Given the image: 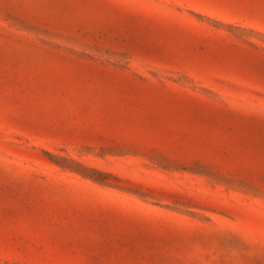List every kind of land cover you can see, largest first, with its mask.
Here are the masks:
<instances>
[{
    "label": "rangeland",
    "instance_id": "rangeland-1",
    "mask_svg": "<svg viewBox=\"0 0 264 264\" xmlns=\"http://www.w3.org/2000/svg\"><path fill=\"white\" fill-rule=\"evenodd\" d=\"M0 264H264V0H0Z\"/></svg>",
    "mask_w": 264,
    "mask_h": 264
}]
</instances>
